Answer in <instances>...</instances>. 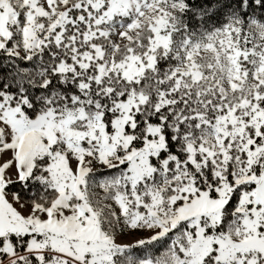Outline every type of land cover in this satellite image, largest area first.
<instances>
[{"label": "snow or ice", "instance_id": "6c2138e0", "mask_svg": "<svg viewBox=\"0 0 264 264\" xmlns=\"http://www.w3.org/2000/svg\"><path fill=\"white\" fill-rule=\"evenodd\" d=\"M0 264H264V0H0Z\"/></svg>", "mask_w": 264, "mask_h": 264}, {"label": "rangeland", "instance_id": "374dc122", "mask_svg": "<svg viewBox=\"0 0 264 264\" xmlns=\"http://www.w3.org/2000/svg\"><path fill=\"white\" fill-rule=\"evenodd\" d=\"M126 239L130 240V239H132V238H131V237H127Z\"/></svg>", "mask_w": 264, "mask_h": 264}]
</instances>
